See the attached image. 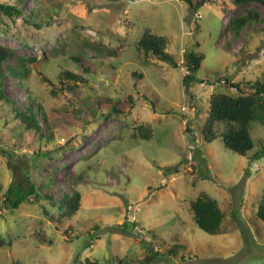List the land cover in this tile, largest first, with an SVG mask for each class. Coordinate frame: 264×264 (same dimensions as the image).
<instances>
[{
  "label": "rangeland",
  "instance_id": "rangeland-1",
  "mask_svg": "<svg viewBox=\"0 0 264 264\" xmlns=\"http://www.w3.org/2000/svg\"><path fill=\"white\" fill-rule=\"evenodd\" d=\"M0 2L18 4L23 14H0V44L35 60L27 89L7 78L6 95L21 105L32 93L69 120L63 133L57 131L63 139L54 141L63 148L33 165L41 141L20 130L0 103V149L17 163L10 168L0 152V200L9 187H28L26 175L37 184L52 178L43 195L81 194L77 215L56 223L45 213H57L47 199L4 208L0 264H79L86 258L117 264V257L142 264L149 247L160 256L147 264H264V223L256 216L264 197V156L225 148L222 126L210 142L202 132L211 93H239L226 78L240 87L264 78V4L205 0L193 11L180 0H40L42 11L33 16L35 0ZM248 12L258 19L234 34L230 20ZM145 31L167 38L165 51L178 69L152 55L144 61L138 41ZM89 41L116 54L93 50ZM188 50L203 59L185 93ZM72 53L93 72L70 89L59 73L78 72ZM118 100L122 111L105 116ZM140 126L150 130L149 139L141 138ZM250 127L255 141L264 140V121ZM204 193L223 213L215 234L199 229L190 211ZM12 195L23 196L18 190ZM169 247L178 257L166 255Z\"/></svg>",
  "mask_w": 264,
  "mask_h": 264
},
{
  "label": "trees",
  "instance_id": "trees-1",
  "mask_svg": "<svg viewBox=\"0 0 264 264\" xmlns=\"http://www.w3.org/2000/svg\"><path fill=\"white\" fill-rule=\"evenodd\" d=\"M38 3L37 9H32L31 14L33 16L39 15L42 10L39 8L40 0H35ZM116 1V0H111ZM189 5L193 11H198L204 4L205 0H180ZM234 5H249L253 2H259L264 4V0H230ZM0 14L8 18H13L18 15H23L18 4H11L8 2H0ZM258 19L257 13L245 14L243 16L233 18L228 24V28L234 33L238 34L239 30L246 26L248 23ZM30 22V19H29ZM87 46L98 52H107L108 54H116V50L113 47H108L100 41L85 42ZM167 45V38L150 34L145 31L138 41V49L140 55L147 60L149 55H152L166 63H168L173 69H178L179 64L173 57L165 51ZM62 51V49L60 50ZM69 58L73 64L78 65V72L63 69L59 73L60 81L63 85L66 82L71 83L66 87L73 89L78 82H85V75L92 73L91 65L84 61L80 54L72 53ZM184 65L186 67V73L182 76V86L185 93L190 92L191 83L197 81V71L201 67V61L203 59L201 54L188 50L184 54ZM34 58H26L23 55H19L15 50L3 46L0 44V103L2 107L7 108L11 118L15 119L20 130L26 131L29 134L34 135L37 141H41L42 147H38L33 156L31 163L37 165L44 159H52V152L59 148L62 149L63 145H55L57 137H62V134L57 133L61 131L63 133V126L66 122L69 125V120L64 115H60L58 110H51L49 106L43 103L37 96L29 93V97L26 98L21 105L11 97L7 96L4 91V82L7 78H10L14 85L27 89L26 81L30 77L29 64L33 63ZM136 74V73H135ZM135 77V76H134ZM140 77V76H138ZM226 82L239 91L237 94H229L225 92H213L210 95L209 107L205 122L203 124L202 132L204 140L210 142L218 136V131L222 126V142L225 148L233 151L241 156H248L249 152H252L255 157L264 156V140L255 141L250 132L251 122L264 121V78L263 80L257 79L254 83H247L244 86L234 84L231 79L226 78ZM245 90H247L245 92ZM53 92V91H52ZM194 99V96H191ZM108 99L97 101L98 106L101 107ZM132 100V99H131ZM109 101H111L109 99ZM113 102V101H112ZM107 103V102H106ZM115 103V102H113ZM113 104L112 108H109V112L105 115L110 117L114 112H121V108H117L120 101ZM66 111V108H64ZM73 119V118H72ZM140 136L143 139L150 138V130L144 126L139 127ZM65 144L70 141V138L64 140ZM35 141L33 139L32 145ZM53 143V147L49 144ZM260 147L256 150V147ZM255 149V150H254ZM0 152L7 158V164L11 168L12 165L16 166L17 163L12 161V156L9 152L0 149ZM28 187L23 188L21 185L12 186L6 189L2 193L3 198L0 200V213L4 208L11 211L18 208L25 201H36L40 199H47L50 201L53 208L57 210L54 215L48 214V218L53 222L61 221L64 217H74L80 210L81 194L77 190H73L71 194L64 193L59 195L58 198H52L49 195H43L42 188L50 186L52 178L49 177L44 183L37 184L32 181L31 176L26 175ZM2 186L0 184V190ZM18 190L23 196L14 197L12 192ZM60 198V199H59ZM59 199V202H57ZM61 205L59 206V204ZM190 211L192 218L197 227L209 234H215L219 232L221 222L223 219V213L219 208L217 200L209 197L207 194H200L194 201L190 203ZM256 216L264 223V197L259 202L256 208ZM58 228V226H56ZM5 243V239L0 236V245ZM151 245H153L150 242ZM175 248H182L181 245L175 246ZM174 247H169L166 251L168 257H176L178 250ZM160 254L153 247L148 248V252L143 258L142 264H147L157 260ZM178 257V255H177ZM171 258V259H172ZM179 259V258H178ZM184 257H180V262H184ZM79 264H99L98 261L90 260L86 258L84 262ZM117 264H129L124 258L117 257Z\"/></svg>",
  "mask_w": 264,
  "mask_h": 264
}]
</instances>
